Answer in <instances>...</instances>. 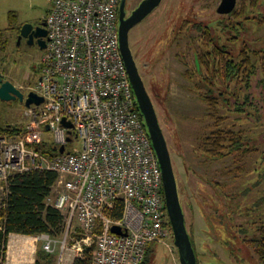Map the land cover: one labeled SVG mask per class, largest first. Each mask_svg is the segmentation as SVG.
Masks as SVG:
<instances>
[{"label": "built area", "instance_id": "built-area-1", "mask_svg": "<svg viewBox=\"0 0 264 264\" xmlns=\"http://www.w3.org/2000/svg\"><path fill=\"white\" fill-rule=\"evenodd\" d=\"M120 3L52 0L40 78L28 91L44 101L25 106L22 135L0 133L6 198L16 175L58 176L46 202L64 216L60 260L71 246L77 258L92 248L93 264H142L150 244L168 248L174 239L162 170L120 50ZM39 239L54 252L52 237Z\"/></svg>", "mask_w": 264, "mask_h": 264}, {"label": "rangeland", "instance_id": "rangeland-1", "mask_svg": "<svg viewBox=\"0 0 264 264\" xmlns=\"http://www.w3.org/2000/svg\"><path fill=\"white\" fill-rule=\"evenodd\" d=\"M141 1L129 0L126 12L129 8H136ZM220 2L164 0L144 23L131 32L130 45L168 143L180 185L188 232L196 243L200 264H261L253 249L244 246L239 239L221 236L224 243H230L229 252L213 234L223 232L216 222L226 211L221 202L227 190L239 194L234 199L235 207L240 204L245 208V212L231 216L230 224L235 234L242 226L251 237L253 228L264 215V207L258 206L264 199V0H240L237 11L248 16L250 21L238 18L243 24L239 33L218 30L223 38L222 44H226V54L229 52L238 57L244 48L259 52L254 61L257 74L250 88L235 81L229 84L225 80L217 82L218 90L225 93L229 102L219 101L222 108L219 115L226 118L223 122L210 116L208 103L193 82L184 76L189 66L177 57L179 48L175 43L170 47L166 42L178 20L194 14L195 19L201 22L218 19L220 16L216 9ZM51 8L52 0H0V31L6 34L4 40L9 39L6 50H0V72L6 81L12 82L25 94L40 78L44 50L30 46L24 40L18 43L17 38L22 26L44 21ZM223 20L228 22L226 16ZM159 43L160 48H157ZM234 91L240 95L242 102L247 96L258 107H248L242 120L235 110H224L234 108ZM24 109L25 105L20 101L0 100V129L25 126ZM247 113L252 116L246 118ZM220 123L226 129L245 131L250 141L246 146L247 152L237 151L222 159H210L204 154L202 140ZM74 147L79 148L77 141ZM5 199L4 191L0 190V205ZM214 253L217 257H213ZM153 264H181L174 239L169 241L168 248L158 244Z\"/></svg>", "mask_w": 264, "mask_h": 264}, {"label": "trees", "instance_id": "trees-1", "mask_svg": "<svg viewBox=\"0 0 264 264\" xmlns=\"http://www.w3.org/2000/svg\"><path fill=\"white\" fill-rule=\"evenodd\" d=\"M243 15V14H242ZM13 15L10 16V20ZM6 34L0 31V50H6L9 39L4 40ZM197 44L195 37L190 42V46L194 47ZM224 47L219 49V60L217 68L221 70L226 68L227 77L232 76L236 84H242L246 88L251 87V81L257 74V67L255 59L258 57L256 51H247L245 48L238 55L234 57L232 54H226L223 51ZM197 53V52H196ZM197 55V54H196ZM198 59L201 60L199 54ZM201 65V66H200ZM200 69H203L201 62H199ZM208 70L212 69L211 59L207 62ZM216 69V67L214 68ZM190 74V72H188ZM235 92V91H234ZM233 93L236 100L232 105L234 108L229 107L228 112L234 111L241 117L246 114L247 108L251 107L257 109L253 101L246 96L242 102L240 95ZM208 103L211 110L210 116L218 118L223 122L226 118L219 115L220 109L219 101L229 104L228 98H218L213 95H201ZM228 102V103H227ZM241 102V103H240ZM140 111L139 107H137ZM260 110V109H259ZM142 115V114H141ZM249 115V116H248ZM252 116L247 113L246 118ZM143 117V115H142ZM144 119V118H143ZM222 123L218 124L209 136L202 140V147H204V154L210 159H222L227 155L237 151L247 152L249 139L244 130H234L232 128L226 129L221 127ZM25 132V126H13L6 129H0V133L8 134L10 136L22 135ZM50 150H45V153H51ZM264 177V176H263ZM57 174L50 171H32L24 175H16L13 177L9 189V194L4 202L0 205V264H6L8 242L11 234H20L26 236H39L47 234L52 238L62 236L64 229V216L51 206L47 205V197L51 194L52 188L57 181ZM179 186V194L180 185ZM239 196L235 193L234 198ZM258 206L264 207V199L258 203ZM241 207L238 204L237 209ZM168 227L172 230L171 223ZM257 233L249 241L252 249L258 257L261 264H264V215L257 224ZM193 246L195 245L193 236L190 235ZM158 244L152 243L147 248V253L142 264H152L156 257V248ZM195 248V247H194ZM92 248H89L83 258H76L74 264H93ZM35 264H56V256L43 249H39Z\"/></svg>", "mask_w": 264, "mask_h": 264}, {"label": "water", "instance_id": "water-1", "mask_svg": "<svg viewBox=\"0 0 264 264\" xmlns=\"http://www.w3.org/2000/svg\"><path fill=\"white\" fill-rule=\"evenodd\" d=\"M162 2L163 0H143L132 15L126 17V0H121L119 11L120 50L129 73L138 107L143 115L147 131L162 170L166 207L174 234V243L180 257V263L198 264L196 252L187 228L186 217L179 194L178 180L168 143L160 125L153 101L146 89L144 80L134 59L129 40L131 29L152 14ZM235 6L236 0H223L219 7V13L229 14L234 10ZM47 37L48 30L45 20L36 28H34L33 24L28 23L22 26L18 37V43H20L23 38H26L28 39V44L32 46L37 40L39 48L45 50L48 43ZM0 100L4 102L20 101L26 107H30L33 104L40 105L44 101V99L36 93L29 92L25 94L12 82L4 80L1 72ZM63 124L70 129L69 134H71L73 124L66 119L63 120ZM47 129H49V127H47ZM64 152L65 147L63 146L60 149V153ZM112 231L115 234L122 233L121 228L118 226L113 227Z\"/></svg>", "mask_w": 264, "mask_h": 264}, {"label": "flooded vegetation", "instance_id": "flooded-vegetation-1", "mask_svg": "<svg viewBox=\"0 0 264 264\" xmlns=\"http://www.w3.org/2000/svg\"><path fill=\"white\" fill-rule=\"evenodd\" d=\"M222 1L223 0H221L219 6L216 9V13L221 18L219 17L218 19H215V20L212 19L211 21L205 20V22L204 21L201 22V21L195 19V14H194L190 17H186L182 20H178V23L173 28V30L171 31V34H169L167 36L166 42L170 45V47L172 45H174V43H175V45L179 48V51L176 53L177 57H179V60H182L186 65L189 66V70H187L185 72L184 76L188 81L193 82L195 89L200 93V95H204V96L205 95H208V96L213 95V96L218 97V98L219 97L220 98H227V96L225 95V93L222 90H218L220 88L217 86V82H219L220 80L221 81L225 80V82H227L229 84L230 82H232L234 80V77H232V76L227 77V73H225L226 68L224 67V64H222L223 68L221 70V73H222L221 75L219 73L220 70L217 68L218 60H219V53H220L219 49H220V47L221 46L224 47V49H223L224 53L227 51L226 44H222V42H221V40L223 38L221 36H219L218 30L220 28L221 31H223V32L224 31H228V32L236 31L239 33L241 31L243 24H242L241 20L238 18L243 17V19H245L246 21H250V18L248 16H243L241 11L240 12L237 11V7H238V4L240 3V0H236V6L231 13H229V14L219 13V7H220ZM128 2H129V0H126V9H127V3ZM141 2L139 3V5L141 4ZM163 2H164V0H163ZM138 6L132 10H130V8H129L128 13L126 12V17L131 16L132 13L138 8ZM225 16H226V19H228V22L223 20V17H225ZM147 18L145 20H147ZM145 20H143L139 24L135 25L131 29L130 34H129V40H130L131 32L136 27H138L142 23H144ZM41 22L42 21H37L36 23L34 22L31 24H33L34 28H36L41 24ZM19 35H20V33H19ZM19 35H18V37H19ZM194 37L196 39L197 44L194 43V47H191L190 42L192 41V39ZM23 40L28 43V39L23 38L21 41H23ZM32 46L39 48V46L37 44V40L35 41V43ZM159 46H160V43L157 45V48H160ZM130 47H131V45H130ZM131 50H132V48H131ZM132 53H133V50H132ZM196 54L197 55L199 54V57H201V60L198 59V56ZM228 54H227V56H228ZM133 56H134V59L138 65L135 53H133ZM210 59H211L212 69L208 70V67L206 65ZM199 62H201L203 69H200L201 65L199 66ZM215 67H216V69H214ZM138 68H139V66H138ZM188 72H190V74H188ZM140 74H141V72H140ZM141 76H142V74H141ZM142 78H143V76H142ZM143 80H144V78H143ZM144 83H145V81H144ZM145 86H146V84H145ZM146 89H147V86H146ZM147 91H148V89H147ZM148 93H149V91H148ZM149 95H150V93H149ZM150 97L152 99L151 95H150ZM152 101H153V99H152ZM153 104H154V102H153ZM155 109H156V107H155ZM156 112H157V110H156ZM234 194L235 193H232L228 190H227V192L225 191V193L223 194L221 204L224 208L226 207V211H223L221 213L222 214L221 217L216 222L218 224L217 225L218 229L219 228L222 229L223 232L216 231L217 233L213 234L214 238H216L220 243L224 244L229 252L231 250L230 245H229L230 243H224V241L220 239L222 235H226V236L231 237V238L239 239L240 243H242L247 248L250 247L252 249L249 241L257 233V229H256L257 226L253 228L254 232H253V235H251V237H249L246 234L248 230H245L244 227H242V226H240V228L236 234H235L234 230H232V226L230 224L232 222L231 216H234L238 212L239 213L245 212L244 207H240L239 209H237V207H235V205H234V199H235ZM225 200H226V202L227 201L228 202L226 203ZM183 210H184V206H183ZM184 213H185V210H184ZM240 233H242L244 236L240 235ZM194 247H195L194 249H195L196 256H197V262H198V264H200L199 253H198L197 248H196V243H195ZM214 256L217 257V254L214 253L213 257Z\"/></svg>", "mask_w": 264, "mask_h": 264}, {"label": "crops", "instance_id": "crops-1", "mask_svg": "<svg viewBox=\"0 0 264 264\" xmlns=\"http://www.w3.org/2000/svg\"><path fill=\"white\" fill-rule=\"evenodd\" d=\"M13 238L9 241L7 249V260L9 264H35L39 249H43V241L39 236H26L11 234ZM55 241L56 264H74L77 256L74 249L70 246L60 260V238H52Z\"/></svg>", "mask_w": 264, "mask_h": 264}]
</instances>
